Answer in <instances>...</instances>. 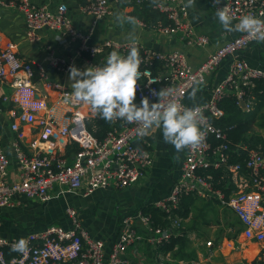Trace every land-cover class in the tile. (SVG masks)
<instances>
[{"label": "built area", "instance_id": "built-area-1", "mask_svg": "<svg viewBox=\"0 0 264 264\" xmlns=\"http://www.w3.org/2000/svg\"><path fill=\"white\" fill-rule=\"evenodd\" d=\"M109 1L116 5H139L145 0H85L80 11L92 19L85 33L74 27L64 4L54 11L46 4L36 5L29 0H0V6L13 7L23 15L25 38L29 44L39 43V32L48 29L58 33L61 39L76 43V54L91 65L85 54L107 57L115 50L126 56L133 46L111 39L92 41L96 25L111 14ZM211 3L215 10L227 6L234 22L249 14L264 19V0H221L219 5L212 0ZM152 9L165 18L152 26L153 31L177 37L187 46L202 47L208 43V37L196 33L189 23L183 0H156ZM135 20L144 27L142 21ZM254 41L243 32L220 46L197 67H192L180 51L163 53L135 45L139 49L143 74L138 81L136 100L141 102L147 97L151 105L158 102L152 90L173 88L181 104L199 106L204 117L201 127L207 135L203 145L198 150H185L179 178L167 197L154 204L166 214L169 226H152L151 216L141 211L125 214L120 220L118 238L105 254L103 242L91 237L81 227L78 212L67 207L69 229L50 225L21 239L0 237V264H130L124 255L133 246L145 241L147 245L158 247L172 237L183 236L184 221L179 215V205L182 197L193 194L208 201L218 200L235 214L245 240L264 243V152L249 150L242 163L230 162L226 134L215 124L223 117L220 104L225 99H232L245 114L255 108L256 82L264 81V70L237 58ZM48 49L50 65L67 74L73 60L56 58L53 50ZM226 58H232L226 75L212 87L209 98L190 105L187 102L189 90L205 84L207 77ZM33 78L32 62L17 56L10 44L0 48V105L13 107L9 129L15 134L11 148L18 165L17 180L7 181L10 160L0 148V208L13 206L16 197L46 202L53 187L73 192L84 188V196L108 188L126 190L145 176L152 166L153 156L149 150L137 145L145 137L138 135V125L112 121L105 137L99 140L89 129L91 125L94 129L93 122L99 116L87 105L68 102L66 98L72 90L65 83H52L42 75L41 87L54 93L48 100L40 94ZM25 126L36 131L29 130L31 140L23 148ZM75 145L78 150L69 152ZM241 149L244 148L238 146L237 150ZM221 168L228 172L229 182L223 188H217L219 182H214L208 171ZM137 225L143 226L147 235H142Z\"/></svg>", "mask_w": 264, "mask_h": 264}, {"label": "crops", "instance_id": "crops-1", "mask_svg": "<svg viewBox=\"0 0 264 264\" xmlns=\"http://www.w3.org/2000/svg\"><path fill=\"white\" fill-rule=\"evenodd\" d=\"M33 4L48 5L54 11L58 5L64 4L67 14L71 17L74 27L87 32L91 25V17L81 13L80 7L85 0H29ZM212 0H195L192 7H186L188 21L196 33L208 37V43L202 47L187 46L177 37H168L152 30V26L144 23V27L137 23H121L116 17H132L133 7L127 3L114 4L110 2L111 14L101 20L95 27L92 41L97 42L111 39L118 43H131L129 36L134 37L136 46L142 49H151L159 52L180 51L187 57L192 67L200 65L206 57L215 52L224 43L239 36L243 32H226L219 23L212 6ZM184 5L188 0H183ZM0 48L6 44L13 47L19 57L33 63L38 70L34 83L38 86L40 94L51 100L54 93L41 87V77L46 75L52 83H65L70 88L67 74L58 72L49 62V47L56 58L72 59L73 66L81 71L91 67L90 63L79 57L76 53L77 44L67 39H61L58 33L48 29L39 32L40 41L31 45L25 38V25L23 15L15 8L0 6ZM134 18V17H133ZM239 22L232 21V24ZM251 67L264 70V43L254 41L250 46L237 55ZM232 58H226L218 68L207 77L206 83L189 90L187 102L197 104L209 98L212 87L220 82L226 75L228 65ZM72 90V89H71ZM195 96L192 97V92ZM134 103L140 107L141 102L135 99ZM10 105H0V148L9 157L7 181H16L18 178V165L14 159L11 143L15 134L10 131L11 122ZM23 148L29 144L34 128L25 126ZM149 150L153 156L152 166L145 176L134 186L126 190H96L84 196V188L76 192L53 187L50 198L46 202L16 197L13 206L0 208V237L11 240L21 239L28 233L40 231L50 225H58L63 229L71 228V222L66 215V208L71 207L78 212L79 223L86 229L91 237L103 242L104 253L108 254L116 242L119 234L120 220L125 214H134L143 207L154 204L170 192L173 183L179 178L184 160L185 150L176 153L173 146L166 144L162 131L156 129L137 143ZM178 156V159L174 157ZM216 188V187H214ZM224 192V191H223ZM227 194V192H226ZM194 197V206L187 218L184 219L183 228L187 231V247L184 253L189 258H174L172 252L162 254L158 247L147 245L145 241L133 246L124 257L130 264H264V243L245 240L241 234V224L235 214L222 206L218 200L208 201L200 195ZM228 210L233 219L225 217L223 211ZM142 235H147L143 226L137 225ZM235 229L239 233L234 235Z\"/></svg>", "mask_w": 264, "mask_h": 264}, {"label": "clouds", "instance_id": "clouds-1", "mask_svg": "<svg viewBox=\"0 0 264 264\" xmlns=\"http://www.w3.org/2000/svg\"><path fill=\"white\" fill-rule=\"evenodd\" d=\"M220 2L221 0H215L216 5ZM194 3L195 0H188L186 7H192ZM215 15L226 32H244L257 42L264 43V19L249 14L233 25L227 6L217 7ZM116 19L121 23L136 24L135 18L130 16L118 15ZM129 38L133 40V46L128 54L122 56L118 51L110 52L103 67L92 66L81 71L70 66L72 92L66 98L67 101L89 106L93 113L106 122L121 120L134 123L138 125L137 133L141 137L160 129L164 142L173 146L176 153L186 149L198 150L207 135L201 127L204 117L199 106L186 107L181 104L176 99L177 93L173 88H163L158 92L152 90V95L158 98L157 103L150 105L147 97L141 100L140 107L134 103L138 81L143 74L140 71L142 61L134 37L130 34ZM191 95L194 97L195 91ZM20 248L23 250V242Z\"/></svg>", "mask_w": 264, "mask_h": 264}, {"label": "trees", "instance_id": "trees-1", "mask_svg": "<svg viewBox=\"0 0 264 264\" xmlns=\"http://www.w3.org/2000/svg\"><path fill=\"white\" fill-rule=\"evenodd\" d=\"M153 0H145L139 5H131L133 7L132 17L137 20L142 21L148 26L155 25L158 21H164V15L154 11L152 9ZM139 50V49H138ZM91 62V65H96L97 67H103L106 63V55H95L90 57L89 55H84ZM156 68V67H155ZM34 78L33 81L37 79L38 70L33 66ZM256 105L252 112L245 114L242 113L234 104L232 99H225L220 104L223 110V117L216 121L215 124L221 128L226 134L228 154L230 162L232 163H242L246 157L247 151L259 149L264 152V137L256 134L254 130V124L256 118L260 113L264 111V81L256 82ZM112 123L106 122L105 120L98 117L94 122V129L91 130L92 134L99 140H102L108 130L111 128ZM238 146L243 147L240 151L237 150ZM78 150V147L72 146L71 151ZM214 178V182H219L216 185L217 188H223L229 182L228 172L224 169H217L208 171ZM194 197L188 195L182 197L179 205V215L184 221L191 209L194 206ZM145 215H150L152 218V226L167 227L170 225V221L166 219V214L162 213L160 210L156 209L154 206L143 207L140 210ZM239 233V229H235L234 235ZM174 258H189L185 255L184 248L187 247V231L183 230V236L172 237L167 243L158 246L159 252L165 254L167 252H172L174 248Z\"/></svg>", "mask_w": 264, "mask_h": 264}, {"label": "rangeland", "instance_id": "rangeland-1", "mask_svg": "<svg viewBox=\"0 0 264 264\" xmlns=\"http://www.w3.org/2000/svg\"><path fill=\"white\" fill-rule=\"evenodd\" d=\"M253 128H254L256 134L261 135L262 137H264V111L262 113H260L258 115V117L256 118V121H255V124H254ZM228 210H224L223 211V215L225 217H229V218L233 219L234 218L233 215Z\"/></svg>", "mask_w": 264, "mask_h": 264}]
</instances>
